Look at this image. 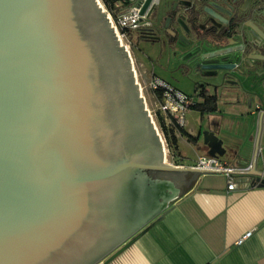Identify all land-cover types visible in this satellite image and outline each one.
Returning a JSON list of instances; mask_svg holds the SVG:
<instances>
[{"label":"water","instance_id":"obj_1","mask_svg":"<svg viewBox=\"0 0 264 264\" xmlns=\"http://www.w3.org/2000/svg\"><path fill=\"white\" fill-rule=\"evenodd\" d=\"M141 3L143 18L149 0ZM251 52L259 57L245 56ZM236 61L205 67L211 71L204 78L220 81L208 87L218 90L225 78L238 83L252 72L264 89V40L250 42ZM249 94L261 104L254 111L261 120L264 94ZM202 138L208 156L228 151L214 132ZM165 151L130 53L97 0H0V264L114 260L162 215L137 228L182 191L157 173L160 202L127 226L122 218L136 175L206 173L166 164ZM239 178L264 188L255 158Z\"/></svg>","mask_w":264,"mask_h":264},{"label":"crops","instance_id":"obj_2","mask_svg":"<svg viewBox=\"0 0 264 264\" xmlns=\"http://www.w3.org/2000/svg\"><path fill=\"white\" fill-rule=\"evenodd\" d=\"M152 77L164 81L153 73L150 79ZM260 80L263 78L248 79L246 93H238L240 98L237 102L233 101V92L222 90L214 93L210 89L208 93L217 97L216 110L204 114L194 108L203 102L199 92L194 90V97L188 96L194 105L186 112L185 119L190 112L196 113L200 125L197 131L195 128L189 130L184 120L182 128L195 142H188L185 136L177 138L174 157L179 162L169 165L193 167L198 157L208 156L204 153L208 148L203 144L202 132L211 131L228 149L224 155L228 157L222 156L220 161L241 166L256 155L257 167L264 168V114L261 120L257 118L259 111H254L261 104L249 94H264V89L258 87ZM243 96L252 99L251 108ZM202 126H205L204 130ZM179 139L189 145L192 155L182 154ZM195 148L202 150L203 154ZM157 173L182 185V191L168 200L147 223L139 226L138 231L162 215L108 264H264L263 187L250 186L246 178H236L235 188L228 190L227 178L221 173ZM248 231H251V236L241 245H236V240Z\"/></svg>","mask_w":264,"mask_h":264},{"label":"flooded vegetation","instance_id":"obj_3","mask_svg":"<svg viewBox=\"0 0 264 264\" xmlns=\"http://www.w3.org/2000/svg\"><path fill=\"white\" fill-rule=\"evenodd\" d=\"M137 4H142L141 0H118L113 8L126 9ZM257 39L264 40V0H149L144 17H139L137 29L128 36L129 45L143 43L154 54L147 60L161 62L160 66L168 72L180 73L198 92L209 91V84L220 83L202 76L204 71H211L205 67L218 63L236 66V57ZM245 56L257 58L259 54L251 52ZM248 74L246 80L241 77L238 83L225 78L218 90H211L233 92V101L237 102L246 81L256 79L252 72ZM156 174L145 171L136 175L132 196L125 204L127 214L122 218L127 226L147 216L160 202Z\"/></svg>","mask_w":264,"mask_h":264},{"label":"built area","instance_id":"obj_4","mask_svg":"<svg viewBox=\"0 0 264 264\" xmlns=\"http://www.w3.org/2000/svg\"><path fill=\"white\" fill-rule=\"evenodd\" d=\"M97 2L105 12V14H107V16L109 17L111 27H114L121 45L125 46L126 50L129 52L128 36L130 31H134L138 27V21L140 17L139 10L141 4H139L138 6L133 5L131 7L118 11L116 10L117 8L115 6V8H113L115 10V14L113 15L105 9V4L102 0H97ZM138 86L140 95L142 96L145 104V108L153 122L152 116L154 112L148 109L145 97L142 95V87L139 83ZM148 88L152 93V97L156 105V110L160 115L163 116V120L169 123H171V121H174L176 125H178L179 127H183L185 114L194 105L193 100L185 94L176 91L175 89H173V87L156 77H152L150 79V81L148 82ZM253 158L246 167H242L238 165H229L225 162L220 161V159L216 157H198L193 168L208 173L224 174L227 178V189L233 190L235 188V179L239 178V176L243 175L251 168V162L253 161ZM251 234V231L244 233L236 240L235 244L241 245L251 236Z\"/></svg>","mask_w":264,"mask_h":264},{"label":"rangeland","instance_id":"obj_5","mask_svg":"<svg viewBox=\"0 0 264 264\" xmlns=\"http://www.w3.org/2000/svg\"><path fill=\"white\" fill-rule=\"evenodd\" d=\"M129 5H131V4H129ZM105 9L107 10L106 6H105ZM123 9H124V7L120 8V10H123ZM129 52H130V56L132 58V64H133V68L135 71L136 81L142 87V95L145 97V101H146L148 109L150 111L154 112V114L152 116L153 122H154V125L156 127L158 134L160 135V137L162 139L164 148L166 150L165 151L166 152V163H168V164H174L175 163L176 164L177 162H179V160L174 157L176 152L173 151V147H172V143H171V136H172V134H175V137L179 138L180 134L175 129H173V132H172L171 124L169 122L164 121L162 118L163 116L157 112L156 105H155L154 99L152 97V93L148 88V82L150 81L149 80L150 76L153 73L156 76H158L159 78H161L164 81H166L167 83H169L170 85H172L177 90L185 93L187 96H190L191 98L194 97V87H193L192 83L188 79H186V77L184 78L180 73L168 72V71L164 70L162 68V66H160L161 62L158 63L156 60H153V62L152 61L148 62L147 56L153 57L154 54H152L150 52V50L147 49L145 44H143V43L139 44L138 43L134 46L131 43L129 45ZM164 64L165 63H163V66H164ZM170 68H172L171 65H170ZM197 115L198 114L193 113V112H190L189 114H187L186 119H185L187 129L191 130V128H193V129L195 128L196 131L198 130V126L200 125L199 124L200 120L197 119ZM160 121L163 122L164 127L167 131V134L163 133V131L159 125ZM204 128H205V126H202L201 129L204 130ZM166 135H168V138L166 137ZM179 148H180L182 154H187V153H189L190 155L193 154L189 145L186 144V142L181 140V139H179ZM198 152L203 154V151L200 149H198ZM204 153L207 154V152H204ZM226 156H224V158ZM117 246H119V245H117Z\"/></svg>","mask_w":264,"mask_h":264},{"label":"trees","instance_id":"obj_6","mask_svg":"<svg viewBox=\"0 0 264 264\" xmlns=\"http://www.w3.org/2000/svg\"><path fill=\"white\" fill-rule=\"evenodd\" d=\"M103 3L105 4L107 10L111 14H115V10L113 9V5L118 1V0H102ZM117 11L120 10V8L116 9ZM199 98L202 99L201 104H197L194 106L195 109L201 112V114L208 113V112H213L216 110V105H217V97L215 95H210L208 91L202 90L199 91ZM162 119V118H161ZM171 130L173 132V129L177 130L180 134V136H185L188 142L194 143L195 139L191 137L188 133H186L182 127H179L178 125L175 124L174 121H171ZM159 125L163 131L164 134H167V131L164 127L163 122H159ZM168 138V135H166ZM171 143L173 147V151H177V137H175V134H172L171 136Z\"/></svg>","mask_w":264,"mask_h":264}]
</instances>
